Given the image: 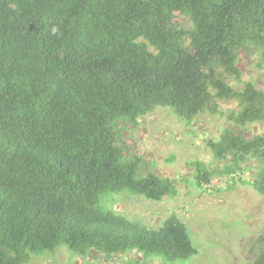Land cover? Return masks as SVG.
<instances>
[{
    "label": "trees",
    "instance_id": "1",
    "mask_svg": "<svg viewBox=\"0 0 264 264\" xmlns=\"http://www.w3.org/2000/svg\"><path fill=\"white\" fill-rule=\"evenodd\" d=\"M250 48L264 70V0H0V264L60 246L107 259L135 251L131 264L198 254L175 214L151 227L103 203L177 194L120 143V122L157 107L190 120L234 100L225 116L236 127L206 146L226 188L240 180L264 197V134L245 135L264 120V88L238 66ZM191 164L194 186L208 184L211 163ZM256 246L250 264H264V235Z\"/></svg>",
    "mask_w": 264,
    "mask_h": 264
},
{
    "label": "rangeland",
    "instance_id": "2",
    "mask_svg": "<svg viewBox=\"0 0 264 264\" xmlns=\"http://www.w3.org/2000/svg\"><path fill=\"white\" fill-rule=\"evenodd\" d=\"M179 22L188 25L186 18L177 13ZM257 53L253 48L239 53L238 66L244 81H253L264 88V70L256 66ZM234 100H220L223 115L199 113L190 120L178 118L168 107H157L135 121L130 127L120 122V143L155 173L170 177L176 184L177 194L161 200L144 198L127 192L117 194L113 208L130 219L157 227L170 214H175L189 229L198 254L186 261L165 262L161 257H149L150 264H250L254 259L258 239L264 235V197L250 185L218 174L223 162L213 159L206 146L208 139H216L225 127H236L225 114L234 109ZM125 127V128H124ZM245 135L264 134V120L246 126ZM211 163L214 175L208 184H193V160ZM250 168L241 174L251 179L255 162L243 164ZM110 197V198H114ZM139 254L131 251L111 258L96 253L81 256L60 246L53 252L33 255L27 264H131Z\"/></svg>",
    "mask_w": 264,
    "mask_h": 264
}]
</instances>
